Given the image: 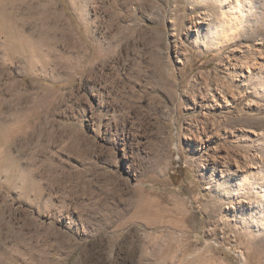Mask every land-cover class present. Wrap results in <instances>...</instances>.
Masks as SVG:
<instances>
[{
    "label": "rangeland",
    "instance_id": "374dc122",
    "mask_svg": "<svg viewBox=\"0 0 264 264\" xmlns=\"http://www.w3.org/2000/svg\"><path fill=\"white\" fill-rule=\"evenodd\" d=\"M22 1L40 48L31 70L0 35V263L264 264V98L233 69L256 27L195 44L190 0Z\"/></svg>",
    "mask_w": 264,
    "mask_h": 264
},
{
    "label": "bare ground",
    "instance_id": "6f19581e",
    "mask_svg": "<svg viewBox=\"0 0 264 264\" xmlns=\"http://www.w3.org/2000/svg\"><path fill=\"white\" fill-rule=\"evenodd\" d=\"M190 2L193 4V6L198 8L197 14L194 16L188 26V39H190L191 42L199 44L202 43L203 38L214 37L213 39H215L216 41L220 40V42L223 41L226 44H229L231 41L232 44L237 39L236 38L234 40L233 38V36H236V33L238 34V32L241 31L243 27H252L254 25V27H256V35L263 36L260 39L258 38L257 45H259L260 47L264 46V0H190ZM21 29L18 30V35L20 37H17L16 40L15 35H13L16 32L12 20H0V35H6V30L11 32L12 35V37H9L10 42L8 43L10 58H14V55L16 57V51L18 50L19 54L24 57L26 63L28 64V68L33 70L35 69V65L33 64L32 59L36 54H38L37 49L39 50L40 47L34 48V43L32 44L31 41H29L28 38L22 34L23 32H25V28H23L22 31ZM242 50H244V52L246 51L245 49L241 48L237 50V52H240L241 56L244 54ZM233 67H235L233 69L236 72L239 85L245 88L244 93H250L256 95L257 97L259 96L264 98V53L259 49H256V51H254L253 61L249 62L248 60L238 59L236 60V63L233 64ZM254 80H256V83L250 84ZM215 93L219 97V102L216 103L215 101V105L219 106L220 108L231 106L234 101L238 100V96H241V93L237 94L234 90H232V88L222 85L215 87ZM254 104L256 105L255 102ZM254 104L250 103L249 106L252 107ZM0 126L2 127L4 125ZM9 136L11 137V135ZM207 165H209L208 167L210 168L212 173L220 171V168L216 162L207 163ZM238 172L239 168L238 170H236V172L233 173V177H236L237 183L238 181H240V175ZM251 172L247 175L248 177H250V175L252 176ZM243 177L245 178L246 176ZM257 189L259 190V193H261L264 197V183ZM237 195L240 194L238 193ZM238 206L246 207L252 213H255V211L259 209V205L255 204L252 201H246L244 199L238 202Z\"/></svg>",
    "mask_w": 264,
    "mask_h": 264
},
{
    "label": "crops",
    "instance_id": "0c3cea01",
    "mask_svg": "<svg viewBox=\"0 0 264 264\" xmlns=\"http://www.w3.org/2000/svg\"><path fill=\"white\" fill-rule=\"evenodd\" d=\"M13 2V3H12ZM22 6H23V10H22V20H40V19H46L47 15H51L52 11V6L50 1L46 2L45 4L39 3H33V2H28L23 0L22 1ZM18 4V0H0V20H13L14 22L18 21V17H17V7ZM50 9V11H49ZM48 11L50 13H48ZM50 19V18H49ZM19 23V22H18ZM6 32L11 35V32H9L8 30H6ZM2 264V263H0Z\"/></svg>",
    "mask_w": 264,
    "mask_h": 264
}]
</instances>
